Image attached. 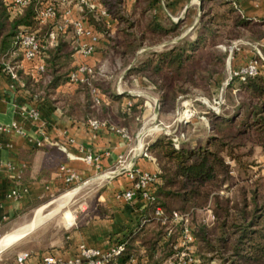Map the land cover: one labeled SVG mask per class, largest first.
<instances>
[{
  "label": "trees",
  "instance_id": "16d2710c",
  "mask_svg": "<svg viewBox=\"0 0 264 264\" xmlns=\"http://www.w3.org/2000/svg\"><path fill=\"white\" fill-rule=\"evenodd\" d=\"M202 1L201 21L193 41L185 38L165 43L158 52L145 51L144 58H138L137 53L150 38L154 43H162L168 35L177 36L182 22L167 29L160 21L151 20L144 25L141 37L133 31L135 23L131 16L118 13L121 11L114 15L118 22L117 37L110 36L109 29L99 27L93 12L89 13V23L107 35L109 43L106 48L115 58L126 61L127 57H132L127 76L145 78L155 87L164 109L171 110L180 96L193 90L207 92L217 82L228 61V53L221 49L222 46L228 48L247 34L253 35L255 40H264V20H248L230 0ZM217 4L225 11L213 13ZM13 5L14 0H0V65L3 69L13 67L22 87L32 96L52 100L57 88L69 82L76 49L61 37L56 47L43 50L39 59L25 62L21 68L24 60L20 54H15V40L21 34L36 33L39 39L45 41L51 25L38 21V0H30L26 7L18 11ZM135 9L136 5L133 12ZM138 24L141 25L142 20ZM40 63H44L45 68L35 78L32 75ZM79 86L82 102L78 97L72 99L63 94H57L53 99L64 114L132 129L133 132L139 129L140 100L123 110L118 106L121 98L112 94L109 88L99 85V90L110 94L112 102L117 105L112 109V106L101 102L97 107L92 101L88 81L79 83ZM210 125L208 139L196 150L179 141L177 144L167 135H158L150 142L148 152L158 167L157 181L149 187L152 200L144 201L142 193L136 196V199L146 203L142 214L146 224L124 236L121 241L124 251L108 264H132V257L141 262L142 249L148 258L145 264H163L178 252L177 244L183 228L174 222V214L191 218L196 212L206 210L210 203H213L214 221L210 226L199 223L194 232L200 250L204 247L212 248V252L218 249L219 255L223 256L220 264H236L234 260H243L242 264H264V195H259L257 191H243L238 203L218 194L229 179L226 159L241 165L242 156L236 151L247 146L264 151V69L246 81L239 119L223 121L213 115ZM157 208L163 211V217L155 215ZM168 231L171 234L165 238ZM227 246L230 255L226 258Z\"/></svg>",
  "mask_w": 264,
  "mask_h": 264
},
{
  "label": "crops",
  "instance_id": "0c3cea01",
  "mask_svg": "<svg viewBox=\"0 0 264 264\" xmlns=\"http://www.w3.org/2000/svg\"><path fill=\"white\" fill-rule=\"evenodd\" d=\"M230 1L248 20H264V0ZM232 59L234 67L237 65L238 58L230 56L227 69L231 68ZM90 64L96 66L95 61H90ZM21 65L24 66L25 62ZM225 75L223 73L217 81H224ZM32 76L38 78L39 75ZM79 88V83L68 82L57 88L56 95L63 94L72 99L78 97L82 102ZM110 88L112 94L121 98L122 109L127 110V98L130 94L135 97V94L127 89L123 75ZM56 95L52 100L32 96L0 65V235L7 237L28 226L39 211L52 206L63 194H72L74 198L81 193H96L95 212L88 220L77 224L73 212L68 210V204L56 216L45 219L13 244L11 250L16 251L14 246L18 243L20 250L13 253V260L6 264H16V258L23 253L31 255L27 264H41L46 256L61 262L80 261L79 264H87L81 259V247L96 249L106 255L122 244L125 235L146 224L142 220L146 203L138 199L127 203L118 199L117 195L132 188L133 182L127 170L158 172L155 161L141 155L147 139L150 136L151 140L155 138L154 131L141 132L140 135L139 129L133 132L116 125H107L95 131L89 126L91 119L64 114L53 102ZM142 96L144 99L150 97ZM99 100L97 107L101 102L112 106V109L117 105L112 102L110 94L102 91L99 92ZM148 106L149 103L145 102V107ZM119 131H124L126 137ZM89 157L91 161H88ZM121 158L124 159L122 164L119 163ZM61 168L74 173L77 180L66 184L67 174L61 172ZM57 216H60L62 225L54 230L58 228L59 235L53 237L50 243L45 239L44 243L43 236L51 229L44 225ZM4 252L0 254V264H5V257H9ZM141 259L138 262L132 257L131 263L147 262L144 249L141 250Z\"/></svg>",
  "mask_w": 264,
  "mask_h": 264
},
{
  "label": "rangeland",
  "instance_id": "374dc122",
  "mask_svg": "<svg viewBox=\"0 0 264 264\" xmlns=\"http://www.w3.org/2000/svg\"><path fill=\"white\" fill-rule=\"evenodd\" d=\"M30 1V0H29ZM39 5L36 10V14L40 11H46L52 8L55 12V16L45 24H50L51 29L48 34L56 27L68 25V29L64 32H60L58 36V43L61 37L64 41L71 43L76 49L74 57L72 58L71 67L74 73L80 66L86 65L91 69V73L84 75L85 82L88 81L92 101L95 106H98L95 102L93 91L100 92L98 86L111 89V85L123 75V81L126 82L127 89L135 94L132 99H128L125 103V107L128 109L133 105V100H140V106L138 110L141 112L139 121V133L153 130L155 138L158 135L171 136L177 144L179 142L185 143L191 150H196L203 145L208 139L210 119L213 115L225 121H236L241 114V101L242 91L245 87L246 79L243 81L239 77H235L236 73L246 69L251 63L256 64L258 73L264 69V40L258 41L254 39L253 35L247 34L237 40H235L228 48L221 47V49L227 51L228 59L236 57L237 65L234 67V61L231 60V68L226 69L224 73V81H217L212 84L209 91L193 90L189 94L180 96L174 108L164 109L161 98L155 87L150 84L145 78L137 76H127L131 67V56L127 57L126 61H121L119 57L113 56L111 52L106 48L108 46V37L103 32L99 31L95 26L89 23L90 12H93L95 18L98 19L99 27L103 30H110V36L117 37L118 22L114 15L120 13L121 15L131 16L132 21L135 23V34L141 37V31L144 25L151 20H158L161 24L167 28H172L173 25L182 22V29L179 35H168L162 43H154L151 38L141 47L137 53V57L144 58L143 53L145 51L150 52L160 51L165 43H173L181 39H187L188 41L194 40V35L198 29V25L201 21L202 12V0H38ZM149 1V4H148ZM136 5L135 12H133ZM214 5L213 13H222L224 8ZM210 6V5H209ZM121 11V12H118ZM118 12V13H117ZM100 19V20H99ZM142 20V24H138ZM84 26L85 30L83 36H78L75 26ZM136 31V32H135ZM47 40V37L45 38ZM58 45V44H57ZM50 44L47 45V49L56 47ZM84 45L87 47L93 46V52L90 56H84L82 48ZM105 51H108L105 53ZM148 57H151L149 55ZM90 61L96 62L90 64ZM70 77V76H69ZM96 84V85H95ZM147 95V99L142 95ZM131 97V94L129 95ZM145 102L149 103L148 108L145 107ZM137 103V102H135ZM122 102L118 104L121 106ZM116 107V105H115ZM123 106V108H125ZM146 111V112H145ZM188 112V113H187ZM151 136L147 139L145 147H149L151 142ZM179 141V142H178ZM176 144V146H178ZM238 155H241V165L232 159H226V163L229 166V179L224 186L219 190L218 194L221 197L229 198L235 202H241V193L243 191H257L259 195H264V151L259 147L247 146L239 151H236ZM66 194V193H65ZM81 193L80 195L70 198L67 204L62 207L64 209L68 204V210L73 212L77 224L88 220L95 212L96 193L90 195ZM64 194L61 195L54 204L42 213L44 216L49 215L53 208L55 209L64 201ZM87 196V197H86ZM60 201V203H59ZM213 203L204 211H198L190 218V226L192 233L197 231L199 223H206L211 225L214 220L210 218L213 216ZM50 211V212H49ZM68 220H71L68 216ZM60 216L53 218L44 226H49L51 229L43 236L44 240L48 239L49 243L53 237L59 235L58 228L54 230L56 226L62 225L60 222ZM262 226V224H260ZM53 229V230H52ZM0 235V245L9 239ZM237 238L231 240L230 243ZM46 240L44 243H46ZM18 244L16 251L20 248ZM26 246V245H25ZM178 247V245H177ZM192 253L189 254L195 258L194 264H220L222 262L221 253L219 251L212 252V248H199V242L195 240V243L191 245ZM12 246L8 247L4 253L9 257H5V264L10 263L13 260V256L16 251L11 250ZM179 251V248H178ZM5 254V255H6ZM3 255V254H1ZM16 255V254H15ZM228 246L224 256L227 258ZM17 256V255H16ZM174 258L170 259L167 264L172 263ZM236 264H242L243 260H234Z\"/></svg>",
  "mask_w": 264,
  "mask_h": 264
},
{
  "label": "built area",
  "instance_id": "2783aa9c",
  "mask_svg": "<svg viewBox=\"0 0 264 264\" xmlns=\"http://www.w3.org/2000/svg\"><path fill=\"white\" fill-rule=\"evenodd\" d=\"M29 3V0H14L13 8L14 10H21L24 7H26ZM55 16V12L52 8L47 9L46 11H40L37 13V19L41 24H45L47 20L53 18ZM77 35L83 36L85 28L84 26L78 24L75 26ZM68 29V25L56 27L54 30H52L48 36L47 40L42 41L37 37L36 33H27V34H21L14 42L15 47V54H20L23 57L24 62L26 63H32L39 59L41 57L42 51L47 49V45L50 44L52 46H55L58 44V36L60 32H64ZM85 36V35H84ZM93 52V46L87 47V45H84L82 48V53L84 56H90ZM22 68V65L20 66ZM44 63H40L38 67L36 68V71L33 75H40L44 71ZM7 74L11 76L12 79L15 81H19V78L17 76V73L15 72V69L13 67H7L5 69ZM88 73H91V69L88 68L86 65L80 66L74 73H72L69 77L70 83H82L85 81L84 75H87ZM258 75V68L256 64L251 63L248 65V67L244 70H242L239 73L235 74V77L241 78L243 81H245L248 78H253ZM95 102L99 104V93L96 91H93ZM188 113V112H187ZM89 126L91 129L97 131L100 128L106 127L107 124L104 122H98L95 120L89 121ZM122 132L125 137L126 134L124 131ZM141 155L144 158L152 159L155 161V159L150 155L148 152V147H143L141 150ZM92 158L89 157L88 161H91ZM124 162V159L121 158L119 163L122 164ZM61 172L67 174V177L65 178L66 184L70 185L74 181L77 180V176L74 173H69L66 171L65 168H61ZM130 179L133 182L132 188L124 193L118 194V199H123L125 202L129 203L136 199L137 194L142 193V199L144 201H150L152 200V197L149 194V187L157 181V174H151L148 172H143L141 170H127ZM155 215L157 217H163V211L160 208L155 209ZM210 218L213 220V216L210 215ZM174 222L176 224L182 225V233L180 236L179 241V251L175 254L173 257L174 261L170 264H194L195 258H193L191 255L192 253V247L195 243V237L192 233V228L190 224V218L187 215H179L177 213L174 214ZM171 231H168L167 236H170ZM124 251V244H118L116 247H114L110 253L103 255L100 251L96 249H87L84 247H81V259L86 261L87 264H108V262L116 255L121 254ZM31 257L29 253H23L19 255L16 258V264H27L28 259ZM80 261L75 262H61L55 257L52 256H46L42 258L41 264H79Z\"/></svg>",
  "mask_w": 264,
  "mask_h": 264
},
{
  "label": "bare ground",
  "instance_id": "6f19581e",
  "mask_svg": "<svg viewBox=\"0 0 264 264\" xmlns=\"http://www.w3.org/2000/svg\"><path fill=\"white\" fill-rule=\"evenodd\" d=\"M73 195H66L64 196V201L54 210L53 208V211L52 213H50L49 216H44L42 211H39L36 215V217H34V221L33 222H30L31 224H29L28 226L22 228L20 231L10 235L9 239L4 242L2 245H0V251L6 247H8L9 245L17 242L25 233H27L28 231L30 232V230L36 228L40 223H42L45 219H49V218H52L54 216H56V214H58L61 210H62V207H64L68 202V200L72 197ZM60 203V201H59ZM50 212V211H49ZM17 231V230H16Z\"/></svg>",
  "mask_w": 264,
  "mask_h": 264
},
{
  "label": "water",
  "instance_id": "95a60500",
  "mask_svg": "<svg viewBox=\"0 0 264 264\" xmlns=\"http://www.w3.org/2000/svg\"><path fill=\"white\" fill-rule=\"evenodd\" d=\"M15 243H16V242H15ZM15 243H13V244H15ZM13 244L9 245L8 247L12 246ZM8 247L2 249V250L0 251V254H1L2 252H4Z\"/></svg>",
  "mask_w": 264,
  "mask_h": 264
}]
</instances>
